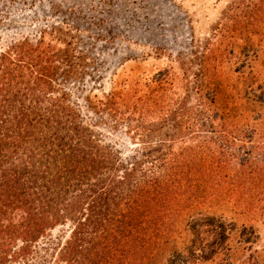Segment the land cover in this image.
Listing matches in <instances>:
<instances>
[{"label":"trees","instance_id":"16d2710c","mask_svg":"<svg viewBox=\"0 0 264 264\" xmlns=\"http://www.w3.org/2000/svg\"><path fill=\"white\" fill-rule=\"evenodd\" d=\"M64 53L28 40L0 53V264L26 259L67 221L58 264H235L256 238L234 218L264 209V154L255 155L264 149L263 77L248 67L254 76L237 92L245 113L229 94L230 107L219 106L226 84L210 80L203 100L215 115L192 114L185 98L159 109L162 97L127 91L90 101L140 146L123 160L59 89L83 75ZM200 115L213 138L176 145L186 130L198 135Z\"/></svg>","mask_w":264,"mask_h":264},{"label":"rangeland","instance_id":"374dc122","mask_svg":"<svg viewBox=\"0 0 264 264\" xmlns=\"http://www.w3.org/2000/svg\"><path fill=\"white\" fill-rule=\"evenodd\" d=\"M23 40L42 41L81 65L83 75L60 78L59 89L101 144L127 160L140 146L130 141L125 125L94 113L89 102L112 91H127L135 97H162L159 109L185 98L192 114L215 115V108L203 100L210 80L209 87L226 84L219 89L224 96L219 106L230 107L225 97L229 94L245 113L250 106L237 92L254 76L247 77L248 67L264 79V0H0V53ZM242 49L249 52L246 61ZM67 68L61 64L60 72ZM198 119V135L186 130L175 139L176 145L201 144V136L213 138L200 131L207 128L200 125L201 115ZM259 151L264 154V149L255 151L258 159ZM234 219L253 227L256 238L235 264H264V209ZM72 228L67 221L48 230L26 259L12 264H58L59 248Z\"/></svg>","mask_w":264,"mask_h":264}]
</instances>
